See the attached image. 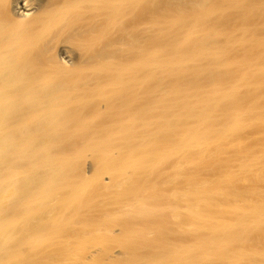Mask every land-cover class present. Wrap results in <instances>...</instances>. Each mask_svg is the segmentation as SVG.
<instances>
[{"label": "bare ground", "instance_id": "obj_1", "mask_svg": "<svg viewBox=\"0 0 264 264\" xmlns=\"http://www.w3.org/2000/svg\"><path fill=\"white\" fill-rule=\"evenodd\" d=\"M0 264H264V0H0Z\"/></svg>", "mask_w": 264, "mask_h": 264}, {"label": "rangeland", "instance_id": "obj_2", "mask_svg": "<svg viewBox=\"0 0 264 264\" xmlns=\"http://www.w3.org/2000/svg\"><path fill=\"white\" fill-rule=\"evenodd\" d=\"M52 54H53V53H52ZM49 56H50V55H49ZM49 56H48V57H49ZM63 62L65 63V62H66V60H63ZM67 65H69V64H67Z\"/></svg>", "mask_w": 264, "mask_h": 264}]
</instances>
